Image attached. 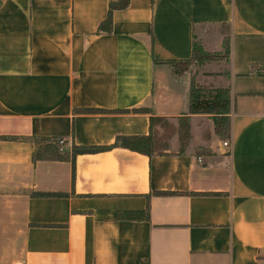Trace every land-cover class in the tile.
Listing matches in <instances>:
<instances>
[{"label": "crops", "instance_id": "crops-1", "mask_svg": "<svg viewBox=\"0 0 264 264\" xmlns=\"http://www.w3.org/2000/svg\"><path fill=\"white\" fill-rule=\"evenodd\" d=\"M108 1L0 0V264H264V0H128L98 33ZM196 25L227 28L225 68L193 79L228 88L227 137L191 114L182 153L113 144L187 112L165 61Z\"/></svg>", "mask_w": 264, "mask_h": 264}, {"label": "trees", "instance_id": "trees-1", "mask_svg": "<svg viewBox=\"0 0 264 264\" xmlns=\"http://www.w3.org/2000/svg\"><path fill=\"white\" fill-rule=\"evenodd\" d=\"M128 0H109L107 10L104 18L98 22L96 26V32L108 33L111 29V13L115 9H122L127 6ZM193 31V29H192ZM226 53L228 55V43L226 42ZM217 58V54L205 51L201 48L200 44L196 41L195 35L192 32V41L190 55L186 59L182 60H166L172 66L175 73H179L174 67L173 62L179 61H198L199 63L204 60H214ZM155 62V60H153ZM134 112L149 113L147 108H134ZM232 111L230 92L225 87H211L205 88L194 84L193 78L190 77V85L188 90V105L187 112L176 118L174 124V131L177 135V140L180 146L178 153H182L183 147L189 138V116L191 114H209L214 129L219 133V129L224 123L228 129L229 115ZM153 123L164 124L165 119L158 116H148V133L135 134V135H116L113 144L121 147L140 152L145 155L161 154L163 151H154L153 148L156 143V139L153 137L152 125ZM2 139H14L15 137L1 136ZM56 139V138H55ZM55 139L49 138H35L32 137L30 141L34 144V150L32 152L33 159L41 158H62L67 156V152L59 153ZM105 145H85L77 146L72 145L70 147L71 156L84 153L95 152L107 148Z\"/></svg>", "mask_w": 264, "mask_h": 264}, {"label": "rangeland", "instance_id": "rangeland-1", "mask_svg": "<svg viewBox=\"0 0 264 264\" xmlns=\"http://www.w3.org/2000/svg\"><path fill=\"white\" fill-rule=\"evenodd\" d=\"M219 33L222 38L219 40ZM227 28L225 26L219 29L213 28L208 25H196L194 28V35L196 41L200 44L201 48L205 51L217 54V58L214 60L198 61H179L173 62V67L181 74L192 77L200 75H212L215 73H206L209 70H220L225 68L227 53H226V42H227ZM220 44L218 45V43ZM174 124L172 121L165 119L164 124L153 123L152 131L153 137L156 139L154 151H179L180 146L177 140V135L174 131ZM216 132V131H215ZM228 135V129L223 123L219 129V133L216 132L218 138L225 139ZM176 136V137H175ZM188 141L182 148V151H186ZM67 147L62 146L58 151L60 153L65 152ZM195 154H203L204 150L194 148L191 150Z\"/></svg>", "mask_w": 264, "mask_h": 264}, {"label": "built area", "instance_id": "built-area-1", "mask_svg": "<svg viewBox=\"0 0 264 264\" xmlns=\"http://www.w3.org/2000/svg\"><path fill=\"white\" fill-rule=\"evenodd\" d=\"M56 142V145L58 147V150L61 149L62 146H64L65 142L62 138H56L54 140ZM222 145L223 146H228V142L227 141H222Z\"/></svg>", "mask_w": 264, "mask_h": 264}]
</instances>
